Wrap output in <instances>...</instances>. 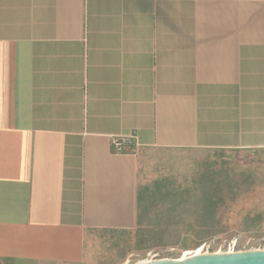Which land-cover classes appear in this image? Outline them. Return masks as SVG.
Segmentation results:
<instances>
[{
    "label": "crops",
    "instance_id": "0c3cea01",
    "mask_svg": "<svg viewBox=\"0 0 264 264\" xmlns=\"http://www.w3.org/2000/svg\"><path fill=\"white\" fill-rule=\"evenodd\" d=\"M218 151L264 154V0H0V264H120Z\"/></svg>",
    "mask_w": 264,
    "mask_h": 264
},
{
    "label": "rangeland",
    "instance_id": "374dc122",
    "mask_svg": "<svg viewBox=\"0 0 264 264\" xmlns=\"http://www.w3.org/2000/svg\"><path fill=\"white\" fill-rule=\"evenodd\" d=\"M189 159L191 165L181 164L180 173L187 172L186 182L194 191L188 198L193 204V218L181 217L176 227L169 231L164 228L162 236L150 244L142 242L143 236L137 241L130 239L128 247L133 253L120 264L181 259L198 252H226L233 240H237L236 251L264 249V154L218 151L193 154ZM160 187L146 189V197L157 202L158 196L163 195ZM181 192L176 194V210L182 209V215L185 203L179 200L184 197Z\"/></svg>",
    "mask_w": 264,
    "mask_h": 264
},
{
    "label": "water",
    "instance_id": "95a60500",
    "mask_svg": "<svg viewBox=\"0 0 264 264\" xmlns=\"http://www.w3.org/2000/svg\"><path fill=\"white\" fill-rule=\"evenodd\" d=\"M137 264H264V249L196 253L181 259H157Z\"/></svg>",
    "mask_w": 264,
    "mask_h": 264
},
{
    "label": "built area",
    "instance_id": "2783aa9c",
    "mask_svg": "<svg viewBox=\"0 0 264 264\" xmlns=\"http://www.w3.org/2000/svg\"><path fill=\"white\" fill-rule=\"evenodd\" d=\"M122 147H123V145H122V142H120V140H116L115 142H114V148L117 150V151H120V150H122ZM236 242H237V240H233L230 244H229V248H228V250L226 251V252H235L236 250H235V247H236ZM219 251H221V250H219ZM207 253H208V251H207ZM196 254V253H195Z\"/></svg>",
    "mask_w": 264,
    "mask_h": 264
},
{
    "label": "bare ground",
    "instance_id": "6f19581e",
    "mask_svg": "<svg viewBox=\"0 0 264 264\" xmlns=\"http://www.w3.org/2000/svg\"><path fill=\"white\" fill-rule=\"evenodd\" d=\"M199 253V252H198Z\"/></svg>",
    "mask_w": 264,
    "mask_h": 264
}]
</instances>
